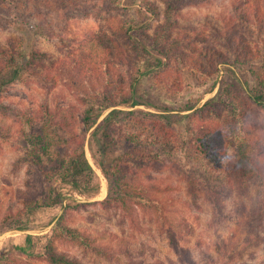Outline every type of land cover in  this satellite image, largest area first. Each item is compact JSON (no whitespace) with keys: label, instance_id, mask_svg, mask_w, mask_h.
Returning a JSON list of instances; mask_svg holds the SVG:
<instances>
[{"label":"rangeland","instance_id":"1","mask_svg":"<svg viewBox=\"0 0 264 264\" xmlns=\"http://www.w3.org/2000/svg\"><path fill=\"white\" fill-rule=\"evenodd\" d=\"M253 1L0 0V264L3 253L14 264H47L34 256L68 203L66 224L100 249L65 240L56 249L82 264H264V212L255 214L264 201L256 167H264V60H237L226 44L236 36L254 53L264 46ZM168 6L176 25L157 41ZM79 144L90 165L79 184L61 169L45 184V196L58 191L61 202L25 209L29 152L48 163ZM114 165L153 187L166 222L102 204ZM180 223L189 228L177 238L183 253L170 240Z\"/></svg>","mask_w":264,"mask_h":264},{"label":"trees","instance_id":"2","mask_svg":"<svg viewBox=\"0 0 264 264\" xmlns=\"http://www.w3.org/2000/svg\"><path fill=\"white\" fill-rule=\"evenodd\" d=\"M252 5L254 6L253 11L256 14L259 12L264 13V0H255L253 1ZM146 7L151 11L155 8L153 4H149ZM175 25L176 18L174 16V8L172 6H168L166 10V17L163 23L156 29L155 32V35L158 38L157 41L168 42L169 35L171 34ZM262 41L264 43V35ZM226 44L227 47L234 53L237 60L247 59L251 61L256 59V57L264 60V46L262 48L260 46H257V53H254L251 49L246 48V44L242 41L241 38H238L236 36L230 37ZM178 45L179 40L176 38L175 41L168 46L169 51L175 49L176 47H178ZM11 69L12 73H14L15 76L18 71L17 68L11 67ZM214 99L215 98L207 100L205 102V105L210 104ZM260 99L263 98H258V100ZM108 106L109 105L106 103V107ZM115 113H117V109L111 110L109 112V115L104 117L100 123H107L109 117L111 115H115ZM90 118V110H85V114L83 116L84 123H86ZM60 123H62V121H60ZM60 127L62 128V126ZM211 132L213 131L209 130L207 132V135ZM210 136L211 134L206 137L208 138ZM105 137L112 140V136L109 131H106ZM211 138L214 139L213 136ZM155 142L157 146L161 145V141ZM110 146H112V143L109 140L104 143V147L110 148ZM162 147H164V145ZM42 149L43 152H45V148ZM28 155H30V157H28L27 159L31 164H33V166L27 172L28 174L25 181V190L23 192L24 196L22 202L24 203L25 209L27 210H32L36 207L41 206L42 204L52 205L61 202V197L58 191L53 194V197L45 196V184L55 178V175L61 169H70V172H68L67 178H65V180L75 186L79 184V181L83 177L86 169H90L83 144H79V146H73L72 150L64 155H56L54 157L47 156L48 163H45L43 161L40 154L29 152ZM249 162L251 163V161ZM144 163H146V161L138 160L135 163V168L138 170L142 169L144 167ZM252 163L254 165L257 164V159H253ZM46 166H48V168H46ZM256 167L258 172L261 175H264V167L258 165H256ZM109 172L112 176H114V189L110 190L107 194V197L102 201V204L104 206L118 209L123 217L130 220H133L134 216L133 207L137 206L142 210L154 212L157 218H159L162 222L167 221V218L165 216V203L152 196V186H149L148 184H144L143 182H139L132 178H128L124 176V174H120L116 165H114L113 167L111 166ZM70 207L71 203L66 204L64 212L58 217L52 228L51 235L44 246L43 252L36 254L34 256L35 258L43 260L47 264H82L79 260L71 258L66 253L56 249V242L59 240L70 241L85 250L87 249L96 251L97 249H100L98 246H96L95 240L90 235L66 224V219ZM263 212L264 201L259 199L255 209V214L259 216ZM187 226L188 224L186 223H180L176 226V233L171 232L170 234L171 244L173 245L174 249L178 251V253H181L184 250L178 245L177 238L179 235H182L189 230ZM3 257L5 260L4 264L15 263V259L13 257H9L5 253H3Z\"/></svg>","mask_w":264,"mask_h":264}]
</instances>
